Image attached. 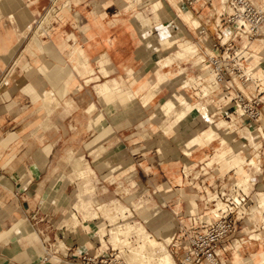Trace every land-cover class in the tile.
Returning a JSON list of instances; mask_svg holds the SVG:
<instances>
[{"label":"crops","instance_id":"obj_1","mask_svg":"<svg viewBox=\"0 0 264 264\" xmlns=\"http://www.w3.org/2000/svg\"><path fill=\"white\" fill-rule=\"evenodd\" d=\"M134 1L0 0V264H64L54 256H49L48 260L42 259L46 255L48 243L52 244V241L60 240L76 249L85 250L95 242V238L90 235L92 231L90 227L98 221L84 220L82 222L85 229L82 232L84 235L80 233V230H75L78 225L71 227L66 223L70 211L75 210L72 206L74 195L66 172V158L71 159L75 174L78 163L88 164L92 168L88 177L83 178L84 186L86 181L90 184L93 177H97L94 167L86 161L87 158L85 159L76 151L77 149L85 152V157L90 158V162L99 168L104 178L118 180L119 188H125L121 181L128 177L127 190L135 186H132L133 182H131L134 178L131 174L128 176L125 168H129L134 174L136 169L132 163L136 162L137 156H134L132 151L142 152L149 161L146 163L144 160L140 163L142 169L150 172L160 167L165 179L164 181L156 180L155 186L157 189L166 187L168 191L178 186L182 197H185L184 211L188 215L199 212L203 205H207L206 196L219 185L214 175L218 174L220 185L226 186L224 177L233 169L226 167L220 171L217 168L221 163H215L214 167L206 164L215 152L217 141L214 142L215 144L197 147L191 154H187L184 150L183 158L186 160L183 161L181 158L182 154L176 141L181 131L189 126L193 127L194 122H197L196 125L200 124L196 119L195 109L191 112L187 110V116L185 115L182 121L175 123L169 130L167 127L175 115H172L169 120L170 114H164L159 110L151 112L143 119L144 107L155 110L159 106L155 99L163 87L147 104L142 98L148 92L151 83L156 80V70L162 71L165 66L157 61L159 47L153 49L151 47L153 44L147 45L141 38V31L145 26H150L151 33L154 28L153 33L156 35L160 33L159 27L162 26L161 30H163V23L155 16H135V10L131 8ZM176 1H181L180 4L177 3L183 8L182 0ZM147 2L148 0H141V2L136 0V6L139 4L141 8L146 6L144 8L146 11ZM206 2L208 0H204L199 6H205ZM219 2L223 4V0ZM171 4L173 5L172 2ZM53 7L55 11L50 12ZM214 9L209 7L208 15H211ZM40 16H51V22L43 28V31L40 29L38 31L35 27ZM182 19L184 20L183 17ZM218 21L219 17L215 22L210 23L212 30H215ZM199 24L195 30L194 28L192 30L196 35H204L208 38L210 36L208 31L205 33L197 31ZM208 40V45L205 43L206 53L210 51L208 47L210 38ZM250 49V55L257 59L256 63L251 64L250 67L255 80H260L262 77L259 76V68L263 67L260 59V53L264 49L263 39L254 42ZM77 51L80 58L87 62L85 71L76 65V60H73V54ZM201 51L199 46V55H204ZM153 66L155 72L151 79V76L145 75L144 70L150 72ZM91 67L95 70V74L87 75L86 79L87 81L93 79L89 83L95 82V90L103 83L112 85L111 87L122 86L127 89L136 80L140 84L147 80L149 87L139 92L134 99L123 96V100L117 95L108 96L109 100L105 97L104 100V97L100 96L96 90V93H92L91 99L86 103L84 102L86 94L82 92V89L88 82L80 74L86 73L87 70L92 72ZM102 67V70L106 72L105 75L101 72ZM141 70L144 72L140 73ZM220 85L223 88L221 83ZM133 87L136 88L137 85ZM222 92L223 89L217 93L216 98H213L218 106L226 102ZM131 93L130 91L129 94ZM164 99L160 100V105ZM39 108L41 113H37ZM89 109L92 111L90 112ZM72 111L79 113L69 124L67 116ZM202 116L204 117L203 114ZM26 121L28 126L25 132L34 135V140L31 142L29 139L27 142L19 139L22 124ZM106 121L107 125H98H103ZM237 122L238 126L234 129H241L240 133H243V128L246 126L240 124L238 118ZM94 124L96 125L93 126ZM140 126L142 130L139 133L129 135L132 142L124 137L110 147L99 146L101 142L96 140L94 135L91 136L95 139L94 141L82 140V137H78L80 139L77 141L68 139V134L74 132H81V134L102 132L110 134V137L115 134L120 137ZM176 130L178 134H173ZM151 133L152 135H165V139L155 142L144 141ZM234 135L233 132L229 144L235 149L239 148L241 155L243 152L246 158L244 143ZM180 140L185 141L186 138ZM207 147L212 148V151L205 150L196 159L186 158L193 156L197 149L204 150ZM147 149H155L156 154L161 158L160 166L152 161L153 158ZM201 163L203 165H200ZM187 169L192 177L188 175ZM253 169L257 170V167H249L250 176ZM197 171H201L200 176L196 175ZM157 173H154L155 179ZM202 175L205 177L203 183L195 181ZM118 187H116L117 190ZM134 189L130 191L131 194L126 203L115 200L112 202L133 208L135 199L139 197H134L136 188ZM187 189H196V192L191 195L186 192ZM144 191L146 193L140 197L152 198L155 205L145 206L144 201H140L143 208L147 207L143 214L141 213L140 220L156 237L162 238L166 232L165 239L170 240L171 237L173 239L176 235V223L173 221L172 213L169 210L160 209L149 189L144 188ZM263 193L261 192L259 197ZM191 201H196L198 204L194 213L188 212ZM168 202L166 199L162 200L165 206ZM181 202L182 199L179 196L177 212L181 211ZM260 210V207L253 209L248 217L250 223L263 222L261 229L251 228L248 222L243 227V231H248V240L242 238L220 250L230 251L231 264H252V262L262 260L264 240L250 239L251 233L264 232V211L261 215ZM149 212L155 215V220H146L145 215ZM35 214H38L40 220L33 218ZM160 214H163L162 218H159ZM26 216L30 218L29 221H22ZM63 242L55 245L56 252L65 253L66 246ZM245 258H247L246 262ZM223 261L226 263L228 260L223 257Z\"/></svg>","mask_w":264,"mask_h":264},{"label":"rangeland","instance_id":"obj_2","mask_svg":"<svg viewBox=\"0 0 264 264\" xmlns=\"http://www.w3.org/2000/svg\"><path fill=\"white\" fill-rule=\"evenodd\" d=\"M175 1L176 0H174V1L173 0H148V2H147L148 3V6H147L148 9L146 11H144V8H146V6H144L143 8H141L139 6L140 4L137 5V6H135V7H133V9L135 10L134 12L138 11V13H140V15H135V16H146V15L147 16H154L153 9H152L154 7V5L156 4V5H159V6H164V8L166 9V11H168L167 13H169L170 16H168V17H166L165 19L162 20L163 25H166V26H168V28H171V29H175V28L176 29H179L180 28L181 29L180 32L184 36L185 42L186 43H189L191 45H195L198 48V54H199V46H200L201 49H202L201 52L204 54L205 47H207V45H208L207 44V41H209L208 38H210V40L211 39L213 40V39H215L217 37V34H218L217 27L215 28V30H212L210 23L211 22H215L216 21V18H218V16H220L221 13L224 12V13L230 14L233 11L232 8H231V6L228 3V0H223V4L219 2L221 0H210V1L206 2L205 6H203V7H200L199 4L201 2H203L204 0H195L194 3H192V4L189 3L187 0H182V3L184 5L183 6L184 9L181 8L178 5V3L180 4L181 1L180 2L179 1H176L175 2ZM254 1L257 4L264 6V0H254ZM58 2H59V0H58ZM67 2H68V0H67ZM139 2H141V0H139ZM171 2L173 3V5L171 4ZM69 5H71V4H69ZM143 5H145V4H143ZM209 7L210 8H215L214 11H211V15H208V13H207ZM180 9L186 11V13L188 15V16H186V18H188V19H196V20L198 19L199 20V21L197 20L200 23V26L197 28V31L198 32H202L201 30L204 29L205 32L208 31V33H209L210 36L207 38L203 34H201L203 36L196 35L194 33V31L192 30L191 25L187 22V20L183 16L180 15ZM51 11H55V8L53 7L50 10V12ZM42 17L43 16H40V18H39V20H38V22H37V24L35 26V27L38 28V31H39V29H40V31H43V28L46 25L48 26L49 22H51V20H50V17L51 16H44L43 18ZM182 17L184 18V20L182 19ZM166 20H168V21H166ZM208 20H210V22H208ZM198 22H197V25H198ZM150 25H151V23H150ZM143 26H144V23H143ZM146 28L149 29L148 26H145V29ZM159 28H160V33H158V34L160 35V34H162V30H161L162 26L159 27ZM153 32H154V28L152 29V33ZM205 32H203V33H205ZM158 34H156V35H158ZM153 35H155V33H153ZM163 36H167V33L166 32L163 33ZM172 36H174V34ZM141 38L144 40V42L147 41V39H144V37L141 36ZM255 38H261V39H263V43H264V25H263V27L261 29V33L259 35H257ZM150 40H151L150 43L153 44V45H151V47L153 49H154V47H159V50H158L159 51V57H158L157 61H159L160 64H162L163 58H165L167 56H173L177 52V50L179 49L177 43L176 44H173L170 47H168V46H165L164 47L159 42L158 38H151ZM256 41H254V42H256ZM254 42L251 43V46H252V44ZM73 55H74L73 56V60H76V62H77L76 65L79 66L82 70L85 71L86 70L85 69V66H87L86 65L87 62L84 59H81L80 58V55H79L78 51L77 52H74ZM204 55H198V57H186V58H183V59H179V58L176 57L175 60H174V63L171 66L164 67L162 69V71H164L166 73H169V72L174 71V70L175 71H178L181 68H183V69L185 68L184 70H185L186 74L189 76V78L192 77V78L196 79L194 81H197L198 80V83L204 81V83H202V84H210V83H212V80H210L209 78L211 76L210 74L213 73V71H212V69H209V71L203 69L204 65H206L204 63H207V62H204V63L201 62L199 57H201L202 59H204L205 58ZM260 56H261V58L260 57L259 58L261 59L262 66H263V64H264V49L260 53ZM174 57H175V55H174ZM152 59H154V58H152ZM256 60L257 59L255 57H253V59L251 60L252 61V64H255L256 63ZM150 61H152V60L150 59ZM154 66H156V64H154ZM154 66H153V68H152V70L150 72L148 70H144L145 73H146L145 75L146 76H151V79H153V74L155 72ZM91 69H92V67H91ZM102 69H103V67L101 68V72L103 73V75H105L106 72L104 70H102ZM144 71L141 70L140 73L141 72H144ZM261 71H263V75H264V67H260L259 68V73ZM84 73L83 74H80L79 73V74L83 78H85L86 82H88L86 85H84V88L82 89V92H85V94H86L85 101H84L86 103L91 99L92 93L93 94L96 93V90H97L98 94L101 95L102 92L105 90V88H106L107 91H108V89H114L115 92L113 93V95H118V93L120 92V95H121V98H122L121 100H123L124 99L123 96H126L127 98L134 99L139 92H142L143 90H145L146 88L149 87V86H147V87H142L141 88L140 83L138 82V80H136L131 85V87L130 88H127V89H124L122 86H116V87L113 86V87H111L112 85L109 86L107 83H103V84H100L96 88V90H95V87H94L95 82L94 83H89L93 79L91 78L88 81L86 79L87 78V75L90 76L93 73L95 74V70L92 69V72L91 71L88 72V70H87V72L85 74ZM96 77H97V75H96ZM197 77L202 78V79H198ZM97 78H100V77H97ZM260 82L262 84H264V78L263 79H260ZM99 83H101V81H99ZM134 85H137V87L134 88L133 87ZM165 86H167L168 88L165 87ZM165 86H162L163 88L162 87H159L158 88V91L162 88L161 92L158 94V96L155 99V102L157 104H159V106L157 108H155V110H151L149 108L144 107L143 110H144L145 114L143 115V119L146 117V115H150L151 112L161 110V107H160V100L161 99L166 98L161 103V106H162V104L164 103V101L168 100L169 99V96L171 97L172 91H173L172 86L170 84H166ZM248 86L252 90H254V88H255L254 85H253V83H249ZM200 87L198 86L196 88H194V87L193 88H189L188 89L189 90L188 94L191 96V98H192L193 101H202V102L205 103L206 98H209V100H211L210 101L211 102V106H208L207 107L208 108V111H207L208 113L204 117H206L209 120H211V119L214 120L212 124L215 125L216 121H218L219 118L222 117V116H220L222 114H218L216 116H214V114H215V112L220 107H222L221 106L222 104H220L219 107H218V104L217 105L215 104L214 99L212 101V98H214V97L216 98V96H212V92H211V90L209 88L207 89V95H205V96H204V92L202 91V94L203 95H201V96H204V97H200V95H196V92L201 91L200 90ZM212 88H215V86H213ZM101 89H103V91ZM130 91L132 92L131 93L132 95L129 94ZM121 92H123V93H121ZM208 92H209V94H208ZM147 93L148 92H146V95L148 96V100L145 101V102L143 101L145 104H147L148 102H150L154 98V95H149ZM110 95L112 96V94H110ZM183 106L184 105H182V104H178V106H176L175 109L177 108L176 110H178V108H179V110H180V109L183 108ZM175 109H173V110H175ZM211 109H213L212 110L213 112L211 111ZM225 109H228V112H231V110H233L234 108L233 109L232 108L231 109L225 108ZM173 110L171 111L172 113H170V115L168 117H169V120L171 119L172 115H175V117H174V119L172 121H170V123H169V125L167 127L168 128L167 130L171 129V126L173 127V125L175 123H178V122L182 121V118H179V114H178L179 111H173ZM192 110H194V109H189L188 111L191 112ZM221 110H222V108H221ZM91 111L92 110H90V112ZM96 111H98V109H96ZM37 113H41L40 112V108H39V110H38ZM37 113H35V114H37ZM78 113L79 112L72 111L71 113L68 114L67 121H68L69 124H70V121L72 119H75L76 118V116H77ZM194 113L196 115L197 121L200 124L196 125L197 122L196 123L194 122L192 124L193 127H196L197 128V127L202 126L204 129H208L211 124L208 121H205L206 119L202 116V114L200 113V111L197 110V109H195L194 110ZM200 114H201L203 120L201 119V116H199ZM80 115H81V113H80ZM232 117H234V115H232ZM235 117L238 118L240 124L242 123L244 126H246V129L244 128L245 130L243 131V133L245 131H247L249 127L252 126V125L251 126H248L247 125L248 122H246L247 119H245V117H238L236 115H235ZM223 119H225V120H232V119L225 118V117H223ZM27 123H28L27 121H26V123L23 122V124H22L23 126L21 127V132L19 133V139H22L21 141L25 140V142H27L28 141L27 139H29V141L31 142V141L34 140V138H33L34 135H33V133L25 132L26 131V128H27L26 126H28ZM107 123L108 122L106 121V123H104L103 125L102 124L101 125L98 124V125L99 126H105V125H107ZM95 125L96 124H94L93 126H95ZM263 126H264V120H263ZM92 127H90V130H92ZM139 128H137L136 130H134L132 132H129V133L124 134V136H121L120 135V137L117 134H115V136H113V137H110V134H103L102 132H99L98 134L96 132H89V133H84V134H81V132H74V133H69L68 134V139L70 141L71 140L77 141V139L79 140L82 137L81 138L82 140L83 139L84 140L90 139V141H94L95 139L91 138V136L94 135L95 136L94 138H96V140H99L101 142L99 146L105 145L106 147H110L116 141H119L121 139H124V137H126V139L129 140V142H132V140L129 137V135H132L134 133H136V134L139 133V131L142 130V127L140 126ZM161 128H162V126H161ZM241 128H243V127H241ZM235 129L234 128L233 129H230V131H232V132H231V134H230V136L228 138H231L232 137V134L234 132V134H235L234 136L236 138H238L241 142L244 143L243 149H244V152H245V156H250V157H253L254 158V159L253 158L251 159V161L254 160L253 161L254 163H247V164H245L246 169L249 170V167L251 166L249 164H252V166L257 167V170L258 171L256 169H253V172L251 173V176H250L249 171H248L247 172V175H246V179L247 180L244 181V183H242V181L240 180L239 176L237 174H235V169H234V170H231L229 173L226 174V176L224 177V180H225L226 183H229V182H231V180L234 179V180H238V182H240L241 184H243L244 190L247 193H250V198L252 199V201L250 202V213H251L252 209L256 206L257 199L259 198V194L261 192H264V146L261 149V152L260 153L258 152V150H255L254 148H251L250 146L256 147V146H258V144L260 145L261 143L264 145V140H262L261 142L257 143V141H258L257 138L256 139L254 138L255 141L253 139V140H251L250 145H246L245 146L246 141L244 140V136H245V134H248V133H249L248 135H251L250 132H249V130L247 131V133L245 132V134L243 135V133H240V130L241 129H238V130H235ZM175 133H177V130L174 131L173 134H175ZM171 135H170V137H171L170 139L173 138ZM78 137H80V138H78ZM228 138L226 139V137L223 134H219V136H217L216 139L210 140L209 142H208V140H206V142L204 141V142L200 143L198 146H194V147H190V143L191 142L189 140H185L186 143H187V146L185 147V141H181L180 139H182V138H179L176 141L177 142L176 144H177V147H178V149L180 150V152L182 154L181 158L184 161V160H186L185 158H183L184 157V154H183L184 153V150H185V152L187 154H191L192 151L195 148L200 147V146H208V145H211L214 142L216 143V141H217V145L215 146V152L212 155V158L207 161V162H210L209 165H207V166L214 167L215 166V163H221V165L217 169H219L220 171H223L224 168H226V167L229 166L228 165L229 163L226 162L227 159L225 161V157L222 156V157L219 158L218 156H219V151L221 149H223V148H226L227 149V148H229L231 146L229 144V139ZM164 139H165V135H158V134H153L152 135V133H151L147 139H144V141L149 140V141L155 142V141H161V140H164ZM225 141H226V144L224 143ZM231 147H233V146H231ZM205 150L207 152H211L212 151V148L210 149V147H207L204 150L197 149L196 152H194V155L193 156H187L186 158L187 159H194V158L196 159L197 156H201L203 154V151H205ZM76 151H78V153L82 154L85 159L87 158L86 161H88L94 167V169H95V171L97 173V177L96 178L93 177V181L90 184H88L89 182L86 181V184L84 186L83 184H84L85 180L83 178H87L88 177V175L92 172V168L90 167V165L83 163V166H85V165L86 166L83 167V170L84 171H81L82 173H80V172H78V170H79L78 169V166L80 165L78 163V165L76 164L75 172H76V170H77V172L75 174L73 172V165H72L71 159H67L66 158V163H65L66 164V172H67L68 179H69V181L71 183V187H72L71 190H72L73 195H74L72 206H74V208H75V210L73 209L72 211H70L69 215L67 216L66 223L68 225H70L71 227L78 225L76 227V229H75V227H74V229L75 230H78V231L80 230V233L82 235H84L82 232L85 231V229L83 227L84 224L82 225V222L84 220L92 219L96 215V217L94 218L95 221H98L96 224L99 225V226H100V224L101 225L104 224V226H100L101 228L99 226H97V228H96V224H91V227L90 228H91L92 231H91L90 235L92 236V238H95V240H98L99 237H97V236L98 235L103 236L105 234V232H106L105 219L111 220L112 223H115L118 219L124 220V222L121 223V225L122 224L123 225L118 230H117V228L119 226L116 225L112 229V231H111V232H113L115 230L116 233L118 234V236L115 235L113 237V235H112V237H109L107 235L104 238L105 239V243L102 242L103 248H106V246L108 245L107 242H112L113 244L122 246V244L125 243V241H124L125 239H127L126 241H128V237H130L132 235L136 236L135 234H137V232H139V231H137V232H135V231L137 229L139 230V227H140L139 225H141V224H142L141 226L146 229V233H149L152 236L156 237L152 233V231L148 229V227L146 226V224L140 220L141 213L143 214V212L147 208V207H144V208L142 207L143 206L142 202L144 201V203H145L144 205L145 206H154L155 205V201L152 198H149V197H140V195H142L143 193H146V191L143 192V189L144 188H147L154 195V197H155V199L157 201V204L159 205L160 209H162V210H169L172 213V215H173V221L176 223L175 227H176V230H177L178 222H179V218H180L179 216H183L184 214H186V212L184 211L185 210V207H186V201L184 199L185 197L184 196L182 197L181 192L178 190V186H174L171 191H168V188H166V187H164V188H158L157 189V187L155 186L154 183H157L156 180H158V181H164L165 175L162 173L160 167L157 168V169L154 168L153 171L145 172L142 169L141 165H140V163L142 161L146 160V158L143 156V153L142 152L136 153L134 150L132 151L133 152V155L134 156H137L136 162L132 163L133 166L136 169V171L134 172V174H132V172H131V170L129 168H125V171L128 173V176L131 174L132 177L134 178V180H131V182H133V185L132 186H135L134 188H136V191L134 193V197H136V196L138 197L139 196L138 198L135 199V201H136L135 203L136 204L134 203L133 204L134 207L132 208L130 206L123 205L122 203L115 202V201H122V202L126 203L127 200H128V198H129V196H130V194H131V192H132L131 190H135L134 188H131L130 190H127V188H128V186H127L128 185L127 178L128 177L127 178L125 177L121 181V184L125 188L124 189L123 188H119L118 186H120V183H119L118 180H113L112 178H104L103 175H101L99 168H97L93 164V162H90V160H89L90 158L89 157H85L86 154H85L84 151L78 150V149ZM143 151H146V150H143ZM147 151H148V153H150V156H152V158H153L152 161H154L157 165H159V161H160L161 158L156 154L155 149H150V150L147 149ZM258 153L260 155H258ZM216 154L218 156H216ZM242 155H243V152H242ZM90 157H92V155H90ZM255 161H257V162L260 161V164H257V163L255 164ZM145 162L146 163H149L148 159ZM206 164H208V163H206ZM200 165H203V163H201ZM228 168H230V167H228ZM258 168H260V169H258ZM103 171H105V173H107L106 170H103ZM155 172H158L157 175H156L157 176L156 179L154 178V173ZM258 172H263V173H261L260 175L257 176V180H256L257 183L254 186L252 184V182H253V176H255L256 174H258ZM187 173H188V175H190L188 169H187ZM200 174H201V171H197L196 172V175L197 176H200ZM214 177H215V179H218L219 176H218V174H216V175H214ZM204 178L205 177L202 175L200 177V179H196L195 181H200L201 183H203L204 182ZM248 178H249V180H248ZM229 179H231V180L229 181ZM218 182H219V180H218ZM246 183H247V185H246ZM139 184H141L142 186L141 185L139 186ZM248 185H250V186H248ZM116 187H118V190L116 189ZM186 192H188L191 195H193L196 192V189H194V190L187 189ZM210 194H216L217 195L218 194V188L213 189V191H211ZM179 196L182 199L181 209H180L181 211L180 212H177L176 211L178 209L177 200H178ZM201 196H202V192H201ZM208 196H209V193L206 196V198ZM91 197L94 198V200ZM164 199H166V200L169 201L167 203L168 205H166V206L164 205V203H162V200H164ZM78 200H80V202L82 203L81 205H80V203H79ZM112 200H115V201L112 202ZM138 201L139 202L142 201V202H140V204H139ZM194 202H196V201H194ZM194 202L193 201L189 202V207H188V212L189 213H191V212L194 213L196 211V208H197L198 204H197V202H196V204ZM192 204H194L193 206H195V208L192 207ZM202 207H204V205ZM123 208H127L128 209V210L126 209V214H123L121 212V209H123ZM262 211H264V210H262ZM95 212H97V213L95 214ZM121 213H122V215H121ZM74 214L77 216V219L74 217ZM135 215H136V217H135ZM123 216H124V218H123ZM165 216H167V215L165 214ZM162 217H163V214H160L159 215V218H162ZM145 218H146V220H155L156 219L155 215L152 214V212H149L148 214H146L145 215ZM29 219L30 218L26 216V217H24L22 219V221H24V222L26 221L27 222V221H29ZM74 220H76V221H74ZM50 221H52V220H50ZM249 221L250 220H249V217H248L244 221H242V222H240L238 224V230L232 236L231 240L228 241L227 243H225V246L226 245H231V244L235 243V241L241 240L242 238L248 240L247 239L249 237L248 231L247 232L246 231H243V227ZM48 222L49 221H47V223ZM63 222H65V221H63ZM58 224L60 225V223H58ZM127 225L129 226V229H130L131 226L132 227L129 230V232L126 233V230L128 229V226ZM250 225H251V228H253V229H259L260 230L261 229V226L263 225V222H254L253 221L252 223H250ZM125 226L127 227L126 230L124 229ZM132 228H134V229H132ZM98 229H99V231H98ZM100 229H102V230H100ZM164 230L165 231H168L169 229H164ZM115 231L113 233H115ZM120 231H122V232L120 233ZM103 232H104V234H103ZM73 233H75V232H73ZM123 233L124 234L126 233L128 236L125 234L126 235V237H125V235ZM254 233H256V232H254ZM254 233H251L250 236L253 235ZM165 235H166V232L164 233V236L162 238H158V237H156V238H158L159 240H161V241L164 242L165 247L174 255V257H175V259L177 261V264H181L180 263V260L182 259V256H181L182 253L180 255H177V256L175 255V253L172 250L171 246L168 245L171 242L172 237H171L170 240L169 239H165ZM139 236H140V234L138 233V235L136 236V239H138ZM261 236H262V238H261L260 241L264 240V233L263 232L261 233ZM118 237H120V238H118ZM108 238H109V240H108ZM114 238L115 239L117 238L119 241L117 239L115 240ZM140 238H141V236H140ZM120 239H122V240H120ZM136 239H135V242L136 243H129V242H127V243H129V246L128 247H130V245H133L134 247L137 246V241H139V239L138 240H136ZM140 241H141V239H140ZM52 243L53 244H52V249L51 250H55V247H56L55 245L58 244V242L55 243L54 241H52ZM123 245H126L127 246L128 244L125 243ZM131 248H133V247L131 246ZM220 253L223 254L222 257H224L226 260H228L226 262V264H231L230 263V260H231L230 251L229 250H227L225 252L220 251ZM134 262H135V264H139V261H134ZM143 263L144 264H148L150 262H147V261L141 262L140 261V264H143ZM150 264H152V263H150Z\"/></svg>","mask_w":264,"mask_h":264},{"label":"built area","instance_id":"obj_3","mask_svg":"<svg viewBox=\"0 0 264 264\" xmlns=\"http://www.w3.org/2000/svg\"><path fill=\"white\" fill-rule=\"evenodd\" d=\"M187 1L192 4L195 0ZM228 3L233 11L230 14L223 12L218 16L217 37L210 40V51L207 53L204 51V61L214 72L215 80L223 85V96L226 101L213 114L214 116L222 114L220 115L222 118L229 119H232V115L245 117L247 125H252L248 128L250 134L257 138L259 143L264 140V84L260 80H255L253 72L249 70L253 59L250 55L251 42L261 33L264 25V6L254 0H228ZM201 31L205 32L204 29ZM249 83H253L254 90L249 88ZM225 108L234 109L228 112ZM244 140L245 146L250 145L251 140L248 137L244 136ZM263 146L261 143L256 147H250L260 153ZM251 158L246 156L247 163L251 162ZM261 173L263 172L253 176L254 186L257 183V176ZM220 183L219 180L218 196L226 205L219 210L218 217H213L209 204L197 213L179 216L176 235L169 246L176 256L182 253L181 264H203L205 261H210L211 264H226L220 250L225 248V243L236 233L238 224L248 218L252 199L238 180L233 179L226 183V186ZM33 218L40 220L38 214ZM123 222L122 219L115 223L105 219L106 232L103 237L107 235L112 237V228L116 225L120 227ZM97 237L98 240L85 250L76 249L60 240L56 241L55 243L65 244V253L51 250L53 243H48L46 255L42 259L48 260L49 256H54L64 264H135L131 258L133 252L130 247L107 242L108 245L103 248L101 236ZM133 238L131 236L130 240L134 241Z\"/></svg>","mask_w":264,"mask_h":264},{"label":"bare ground","instance_id":"obj_4","mask_svg":"<svg viewBox=\"0 0 264 264\" xmlns=\"http://www.w3.org/2000/svg\"><path fill=\"white\" fill-rule=\"evenodd\" d=\"M135 6H136V0L131 4V8H133ZM152 9H153L154 16L156 18H158L161 21V23H163L162 22L163 19H165L166 17L170 16L169 13H167L168 11H166L164 6H159V5L155 4ZM135 15H140V14L135 12ZM180 15L183 16L187 20V22L191 25L192 28L195 29L198 26L197 25L198 21L196 19H188V18H186V16H188V15H187L185 10L180 9ZM198 24H199V22H198ZM148 28L149 29H147V28L145 29L144 28L141 31V36L144 37V39H147V41H145V43L147 45H151L150 44V41H151L150 39L151 38H158L159 42L164 47L165 46L170 47V46H172L173 44H176V43L178 44V48L179 49L174 54L175 57L173 55V56H167V57L163 58L162 66H165V67L171 66L174 63V60H175L176 57L179 58V59H183V58H186V57H198V55H199L198 54V48L195 45H191V44L185 42V38L182 35V33L180 32L181 31L180 28L175 30V29L168 28V26H166V25H163L162 34H160V35L159 34L158 35H153L151 33V31H150L151 27L148 26ZM165 32L167 33V36H163V33H165ZM173 34H174V36H172ZM259 39H261V38H255L252 42H254L256 40H259ZM199 58H200L201 62H203V63L205 62L204 61L205 58L204 59H202L201 57H199ZM204 64H206V65H204L203 69L209 71V69H211L209 67V64H207V63H204ZM263 67H264V64H263ZM249 71L252 72V69H250ZM210 75L211 76H210L209 79L212 80V83H210V84H202V83H204V81L198 83V80L194 81L196 79H194L192 77L189 78V76L186 74V72H185V70L183 68L179 69L178 71H171L169 73H166L164 71H161L160 69H157L156 70V80L151 83V86L149 87V91H148L147 94L155 95L158 92V88L159 87L165 86L166 84H170L172 86V88H173L172 95H171V97L169 96L168 100L164 101L162 106L160 105L161 111H163L164 114L168 115V114L172 113L171 111L173 109H175V107L178 106V104H182V105H184L182 109L179 110V108H178V110H176L177 109L176 108L175 110H173V111H179L178 112L179 118H183L186 115V111L189 110V109H197V110L200 111L201 114L206 116V114L208 113L207 112L208 111L207 107L211 106V102H210L211 100H209V98H206L205 103L202 102V101H193L191 96L188 94V92H189L188 89L189 88H193V87L196 88L198 86L199 87L201 86L200 87L201 91L196 92L197 95H200V97H204L205 95H207V89L209 88L211 90V92H212V96H216L217 93H220L223 88L220 85V83L215 80L214 72L211 73ZM259 76L262 77V79L264 78L263 77L264 76L263 75V71H261L259 73ZM198 79H202V78H198ZM140 85H141V88L142 87H147V86H149V83L146 80V81L142 82V84H140ZM213 86H215V88H212ZM102 91H103V89H102ZM202 91L204 92V96H201V95H203ZM114 92L115 91L113 89L108 90V91L104 90L100 96L104 97V100H105V97H108L110 94L113 95ZM121 93H123V92H121ZM208 94H209V92H208ZM117 96H119V98L122 99L121 95H120V92H119V94ZM109 97H108V100H109ZM142 100L144 102L147 101L148 100V96L145 94L143 96ZM212 101H213V98H212ZM212 110L213 109H211V111ZM238 117H242V116H238ZM205 119H206L205 121H208L211 124L208 129H204L202 126L197 127V128L189 126L187 129L181 131L179 134L177 133L178 134V138H186V140H189L191 142L190 143V147H194V146H198L200 143H202L204 141L206 142V140H208V142H209L210 140L216 139V137L219 136V134H223L226 137V139H227L230 136L231 132H232V131H230V129H233L235 127L237 128V126H238L237 118L235 117V115H234V117H232V120H225L222 117H220L219 120L216 121L215 125L212 124L214 120H212V119L209 120L206 117H205ZM245 129L243 128V131ZM247 131H245V132L247 133ZM245 132L243 134H245ZM248 134H245V136L248 137L250 140H253L254 139L253 135H248ZM228 139H230V138H228ZM226 141L224 142L225 144H226ZM169 150H170V148H169ZM166 151L168 152V150H166ZM216 156H218V155L216 154ZM222 156L225 157V161L227 159L226 162L229 163L228 164L229 165L228 167H230L229 169L230 170L231 169H233V170L235 169V174H237L239 176L240 180L242 181V183H244V181L247 180L246 179V175H247L248 170L245 167V164H247V162H246L247 159L244 156L241 155V153L239 152V148L235 149L234 147H231V146L229 148H227V149L223 148V149H221L219 151V156L218 157L220 158ZM253 161H251L250 163H254ZM207 163H208L207 165H209L210 162H207ZM256 163L260 164V162L255 161V164ZM79 164L80 165L78 166V169H79L78 172L82 173L81 171H84L83 167H85L86 165L83 166V163H79ZM258 169H260V168H258ZM76 172H77V170H76ZM248 180H249V178H248ZM246 185H247V183H246ZM248 186H250V185H248ZM80 200H78V201H79V203L81 205L82 203L80 202ZM206 203L210 205L211 213H212L213 217H218L220 215V211L219 210L224 208L225 205H226V203H224V201L219 198L218 194L217 195L216 194H209V196L206 198ZM193 205L194 204H192V207L195 208V206H193ZM263 206H264V193L261 195V197H259V199H258V201L256 203V206L253 209L255 210L257 207H260L261 208L260 211H261V215H262ZM126 209L127 208L121 209V212L123 214H126ZM96 213L97 212H95V214ZM122 213H121V215H122ZM75 214H74V217L77 219V216ZM95 217H96V215H95ZM94 218H92V219H94ZM123 218H124V216H123ZM74 221H76V220H74ZM122 225H120V227ZM141 225H139L140 226L139 230L137 229L135 231V232L139 231L135 235L137 236L138 233H139L141 238L139 236L138 239L140 238L141 241L139 239V241H137V246H135V247L133 245H130V249L133 252V254H131V258L133 259V261H139V264H140V261L141 262L147 261V262H150L152 264H177V261L175 260L173 254L165 247L164 242L159 240V239H157V238H155L151 234L146 233V229L144 227H142ZM97 226H99V225H97ZM97 226H96V228H97ZM100 226H104V224L103 225L100 224ZM120 227H118L117 230ZM131 227H130V229H131ZM126 228L127 227L125 226L124 229L126 230ZM130 229H129V226H128V229H127L128 231L126 230V233L129 232ZM132 229H134V228H132ZM100 230H102V229H100ZM98 231H99V229H98ZM113 232H112L113 237L115 235L118 236L116 231H115L116 234L113 233ZM121 232L122 231H120V233ZM103 234H104V232H103ZM126 235H125V237H126ZM103 236H101V240H102V242L105 243V239H104ZM136 236L132 235V237H134L133 238L134 241L130 240L131 236L128 237V241H126L127 239L124 240L125 243L128 244L127 246H129V243H136L135 242ZM260 236H261V233H257L256 232V233H254L253 235L250 236L251 237L250 239L260 241L261 238H262V236L261 237ZM118 238H120V237H118ZM138 239H136V240H138ZM120 240H122V239H120ZM127 242H129V243H127ZM125 243H123V244H125ZM123 244H122V246H126V245H123ZM131 246L133 248H131ZM261 256H262V260H260L258 262H255V263L252 262V264H264V253L263 252H261ZM246 259L247 258H245V262H246ZM150 263H148V264H150ZM207 263L211 264L210 261H205L203 264H207ZM249 263H251V262H249Z\"/></svg>","mask_w":264,"mask_h":264}]
</instances>
